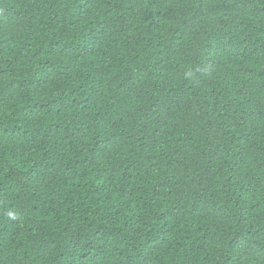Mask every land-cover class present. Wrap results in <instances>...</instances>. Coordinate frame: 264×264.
Segmentation results:
<instances>
[{"label": "trees", "instance_id": "1", "mask_svg": "<svg viewBox=\"0 0 264 264\" xmlns=\"http://www.w3.org/2000/svg\"><path fill=\"white\" fill-rule=\"evenodd\" d=\"M0 11V264H264V0Z\"/></svg>", "mask_w": 264, "mask_h": 264}, {"label": "clouds", "instance_id": "2", "mask_svg": "<svg viewBox=\"0 0 264 264\" xmlns=\"http://www.w3.org/2000/svg\"><path fill=\"white\" fill-rule=\"evenodd\" d=\"M50 1L53 3L55 0H50ZM59 1H60V3H61L63 0H59ZM65 6H66L67 9L72 10V8L70 7L69 4H67V5H65ZM61 8H62V7H61ZM0 18H1V11H0ZM209 21H210L211 24H216V23H215V16L209 17ZM0 211H1V209H0Z\"/></svg>", "mask_w": 264, "mask_h": 264}]
</instances>
